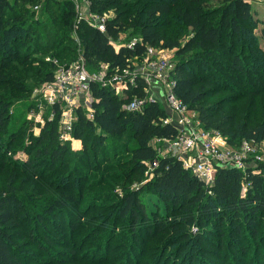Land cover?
Segmentation results:
<instances>
[{
    "label": "trees",
    "instance_id": "16d2710c",
    "mask_svg": "<svg viewBox=\"0 0 264 264\" xmlns=\"http://www.w3.org/2000/svg\"><path fill=\"white\" fill-rule=\"evenodd\" d=\"M86 1L94 14L112 11L104 24L105 34L85 21L79 23L81 54L89 72H97L99 65L106 66V75L129 68L132 60L142 59L146 46L175 50L178 59L170 71L172 91L187 113L195 114L203 129L218 131L227 145L264 140V107L255 105L264 93V58L255 60L256 50L244 54L242 48L253 16L247 1L219 0L216 7H208L206 0H145L141 6L130 0ZM34 6H38L37 11L32 9ZM172 15L190 29L183 44L160 34L159 20ZM75 20V10L67 0H0V264H210L193 253L180 254L192 248L189 245L215 243L205 234L222 239L224 224L234 239L252 245L234 248L240 264H264V246L260 248L264 244V162L250 164L245 171L218 168L212 185L205 186L173 157L157 156L152 140H172L179 131L168 121L160 104L148 100L146 84L139 77L121 96H115L108 87L90 84L93 118L77 111L72 136L80 141V149L72 159L65 158L71 153L69 143L58 138V111L53 121L40 128V136L30 149L23 152L25 158H13L18 146L22 148L27 142L18 140L24 132L19 134L17 129L25 130L28 122L24 119L17 128L9 124L12 101H23L30 92L28 86L52 79L54 65L36 60L35 53L49 51L59 61H74L75 49L66 43H73ZM127 30L138 34L133 49L122 46L114 51L109 39ZM65 51L67 55L63 56ZM44 65L47 68L43 69ZM134 99L145 100L141 111L126 108ZM250 105L256 108L248 109ZM111 139L122 143L112 146L106 160L104 156L96 160L95 154L103 153ZM42 162L45 168H39ZM99 163L110 169L123 165L122 170L111 172L114 179H121V174L130 178L143 172L145 165L152 166L150 191L155 199L146 208L137 192L125 189L122 197L113 198L114 202L110 198L112 202L100 206L97 216H89L98 206L80 208L82 191L73 187ZM20 173L30 183L29 195L19 192ZM169 213L177 218L160 223L159 217ZM97 217L101 226L111 225L109 232L95 226ZM64 218L69 224L68 239L74 245L78 233H82L80 243L87 235L85 254L70 262H61L55 255L41 262L27 254L24 263L20 262L22 254L15 241L26 239L43 251L47 245H60L62 240L47 234L43 223L58 224ZM21 223L29 230L21 231L20 236L14 231L21 229ZM120 223L123 226L117 230L119 234L114 233ZM142 224L149 227L144 228L146 236L165 237L153 243V252L146 261L131 254L140 243ZM116 237L126 245H113L111 241ZM175 246H179L176 252L167 251ZM206 251L205 255L213 256L211 249ZM69 253L71 259L73 254Z\"/></svg>",
    "mask_w": 264,
    "mask_h": 264
},
{
    "label": "rangeland",
    "instance_id": "374dc122",
    "mask_svg": "<svg viewBox=\"0 0 264 264\" xmlns=\"http://www.w3.org/2000/svg\"><path fill=\"white\" fill-rule=\"evenodd\" d=\"M130 1L132 3L137 4L138 6H141L145 0H130ZM171 1L172 3L178 2L175 0H171ZM245 1H247V3L252 8L253 16L250 22L247 24V28H246L247 30L244 33V37H243L244 41L246 42L242 45V48L244 49V54L246 53L248 54L250 52H253V50H256L255 56L253 59L259 61L261 58H264V0H245ZM206 2L208 4V7H216L220 4L219 0H206ZM79 6L80 8H85L82 4V1H80ZM107 14L112 15V11L110 10L109 12H107ZM81 21H87V20L84 18ZM79 23L80 22L76 23V29L72 33L73 43H66L71 46L70 47L71 49L73 50L75 49V54H74L75 59L74 60H77V61L80 60L79 57L81 55L80 52H81V44H82V40L79 39V35H78ZM158 25H159L160 34H163L167 39L179 41V44H183L190 35V29L184 26L180 22V20L174 15L170 16L167 19H160L158 22ZM137 38H138V34L135 30H127L126 32L120 34L116 39L113 40V45L117 46V45L129 44L134 39L137 40ZM164 53H165V56L167 57L168 64L170 66L169 70L171 71L172 70L171 68L174 67L175 62L178 59L177 52L175 50H170V51L164 50ZM52 54L53 53L49 51L43 52V53L37 52L33 56L37 58L36 60H42V61H45V59H47L48 57L52 58V60L54 59L57 65L52 67L53 71H56L58 67H69L73 64L72 63L73 61L69 63L64 62L62 60L59 61ZM62 54L63 56L67 55V51L63 52ZM142 63H143L142 60H139V61L135 59L132 60L131 67L129 68V73L138 74L137 77H140L142 72H144ZM246 63L248 65L249 61H246ZM45 68H47V66L44 65L43 69ZM103 71H104V68L102 67V65H99L97 72L102 74ZM221 72H224V71H221ZM166 74H167L166 79H161L159 82H152L151 85L149 86L147 85L146 93H147L149 100L156 101L160 104V106L163 108V110L167 114V118L170 123L172 121L173 123L179 125L177 114L171 112L170 109L168 108L166 97L170 92L172 79L170 77V72L168 73L165 72L164 75ZM45 84H46L45 82H42V83H38L35 86H28V88L30 89V92L28 93V95L23 101H20V100L12 101L13 105L10 108L11 118L9 120V124L12 123L14 124V127L17 128L18 125L24 119L28 122L25 130L24 128L17 129L19 134L24 132L22 136L20 135L18 140H22L24 143V139H27V142L23 144L22 148L18 146L17 151L15 155L13 156L14 159L18 158L21 161L25 158V155L23 152L26 149L27 150L30 149V147L34 144L33 142H35L34 140H36L38 136H40V130H41L40 128L44 126V124L49 120V111H47L45 107H41L42 102L38 101L39 95L42 96V90ZM255 105L257 107L258 106L264 107V93H261L259 95L258 99L256 100ZM255 105L253 106L255 107ZM253 106L250 105L248 109L252 108ZM32 109H34V115L33 116L28 115L30 110ZM38 116L40 117V119L41 118L43 119L41 121L42 123H37L39 121L35 120V118ZM179 118L181 119V116H179ZM121 143L122 142L118 143L117 140L115 139H111L109 140V142H106L105 151L101 154L98 151V153L95 154L96 160H98L99 158L103 156L105 157L106 154L111 152L112 146L116 147L117 145H120ZM151 144L153 148L155 149L156 155L161 156L163 148H164V145L162 144V142L158 141L157 139H153ZM234 144H235L234 146L228 145L227 148L237 154L241 151L240 149L241 141H237ZM254 147H255L257 154L260 157L259 162H264V140L258 142L257 146H254ZM69 148L71 151V153L70 152L69 153L71 155L67 154L65 158L70 156V158L72 159L73 155H76L73 153L78 152V150L80 149V146H78L76 142V143L69 144ZM27 152L28 151H26V153ZM20 157L23 159H20ZM106 159L107 158L105 157V160ZM68 162L71 163V161H68ZM39 168H45V163L42 162ZM122 169H123V165L122 166L116 165L110 169V168L105 167L104 163H99V165L95 167H91L90 171L87 174H85L84 177L78 178V180L74 183V185L77 183L73 187L74 190L78 189L77 190L78 192L82 191V194H81L82 198L80 197L78 200L80 208L84 209V208H87L88 205L92 206L93 204L94 206H98L92 209L89 216H92V215L97 216L98 209H100L99 208L100 206H102L103 204H109L112 201L114 202V200L116 199H113V198L122 197L125 192V189L137 192L138 198L144 202L146 208H148V202L151 203L152 202L151 200L155 199L154 195L150 191L151 181L154 178V173H153L154 168H152V166L145 165L143 168V172H136L134 175L130 176V178L125 179L124 175L121 174L120 175L121 179H117V178L114 179L113 176L111 175V172H115L116 170H122ZM25 179H26V176H24L23 173H20L18 184H19V187L21 186L22 190L19 192L24 195H29L31 194L32 191L30 189L29 181ZM110 198L112 201L110 200ZM27 206L29 208L30 205L27 204ZM161 207L162 206L160 203L159 210L161 209ZM164 217L165 216L159 217V222L162 224L166 222H170L173 218H177L176 215H171L170 213L168 214L167 217H165V220H163ZM66 222H67V219L64 218L58 224L43 223L44 230L47 232V234H49L53 238L62 240V243L60 245H56V244H50L49 246L47 245L44 251L40 250L38 247H35L34 245H31L29 242L26 241V239L16 240L15 244L16 246L19 247L21 254H22V258H20L21 260L20 262L24 263V258H25L24 256H26L27 254H33L37 258V260L41 262L52 260L54 255L57 256L60 261L64 260V262H70L71 260H73V258H78L80 254L81 255L85 254L86 249L88 247V242H89V239L86 240L87 235L82 238L81 243H80V238H81L82 233H78L77 241H76V244L74 245L70 241V239H68V232L66 228L69 227V224H67ZM24 224L25 223H21V229L20 230L16 229L14 231V234H18L19 232V235L21 236V233H20L21 231L28 232L29 228L27 225H24ZM94 224L95 226L96 225L101 226V220L98 219L97 217L94 220ZM143 225L144 224L141 225V228L143 231L139 233L140 243L137 244V249L132 250L131 254H132V257L135 259L143 257L142 260L146 261V260H149L148 259L149 254L153 252L152 251L153 243L165 237H161L160 235L156 237L146 236V234L144 233V228H149V227H147L148 225L147 226H143ZM122 226H123V223H120L117 226L118 228L114 229V233H117L118 229L121 230ZM222 227H223L221 229L222 234H223L222 239H220L221 237L218 235L214 236V235L205 234L204 236L208 240H211L212 242H215V243L213 244L211 243V244L204 245V246L200 244L199 245L198 244L189 245V247L192 246V248L188 249L187 247V249L181 252L180 255L181 256L186 255V254L190 255L193 253V255L197 256L198 260L200 259L204 262L205 261L209 262L210 264H223V263L230 264L231 263L230 261H233L234 262L233 264H240V261H239L240 255L237 253L236 250H234V248L240 249L241 247H244V246L248 248L247 247L248 245L249 247L252 245L249 244V241H246V240L240 241V240L234 239L233 236L230 234V232L227 233L226 224L222 225ZM111 228H112L111 225H108V224L101 226V230L104 231V233L109 232ZM189 230L195 231L193 228H189L188 231ZM242 231L246 232V229L243 228ZM36 232H39V231L36 229ZM40 237H41L40 240H42L41 235ZM98 237L99 235L96 236L95 238H98ZM84 238H85V241H84ZM111 242L113 243V245L114 244H119V246L126 245V242L124 240L119 241L118 237H116ZM219 242H221L222 244L220 245ZM262 246H264V244H262L260 248ZM178 248L179 246H175L174 248L171 247L167 249V251L169 252V250L175 249V252H176ZM206 249L207 250L211 249L213 256L208 257V255H205L207 252ZM61 251H63V253L66 252V254L59 253ZM69 252H72L73 254L71 259L69 257V254H70ZM137 252H140L141 255L137 256ZM250 252L251 251H248V255L250 254ZM112 256L113 254L111 255L110 258H112ZM79 260H83V258L79 257Z\"/></svg>",
    "mask_w": 264,
    "mask_h": 264
},
{
    "label": "built area",
    "instance_id": "2783aa9c",
    "mask_svg": "<svg viewBox=\"0 0 264 264\" xmlns=\"http://www.w3.org/2000/svg\"><path fill=\"white\" fill-rule=\"evenodd\" d=\"M67 1L72 4L76 13L74 31L76 23L85 18L86 23L105 34L104 24L111 15L92 13L86 0ZM80 1H82L85 8H80ZM32 9L37 11L38 6H34ZM109 40L114 51H118L122 46L133 49L137 41L134 39L129 44L114 46L113 40ZM79 59V61L74 60L69 67H58L54 71L51 81L45 82L42 96L39 95L38 98V101L42 102L41 107H45L49 111V122L56 118V112L58 111L59 140L62 143L67 142L69 144L77 142L78 146H80V141L72 136L73 125L78 119L77 111H82L86 118L90 120L93 118L92 103L94 98L90 84L94 83L102 87H108L115 96H121L127 87H132L135 84L138 76V74L129 73L130 67L106 75L105 65H102L104 68L102 74L99 72L91 73L85 67L82 54ZM141 60L144 72L139 78L145 82L146 87L151 85L152 82L166 79L167 74H164L170 72V66L164 50L146 46ZM45 61L54 66L57 65L52 58L48 57ZM172 86L173 82L166 100L170 111L178 116L179 125L174 123V126L178 129L179 134L172 140L157 139L164 145L161 156H170L179 161L184 170L188 171L205 186L212 185L218 168L232 167L245 171L250 164L260 161L254 147L257 144L243 140L240 145L241 151L236 154L227 148L225 138L218 131L203 129L196 115L187 113L185 106L173 93ZM144 103L145 100L134 99L126 108L141 111ZM28 115L33 116L34 109L30 110ZM179 116H181V119ZM36 118L35 120L39 121L37 123H42V118L40 119L39 116ZM171 123L173 122L171 121Z\"/></svg>",
    "mask_w": 264,
    "mask_h": 264
},
{
    "label": "crops",
    "instance_id": "0c3cea01",
    "mask_svg": "<svg viewBox=\"0 0 264 264\" xmlns=\"http://www.w3.org/2000/svg\"><path fill=\"white\" fill-rule=\"evenodd\" d=\"M173 125H174V123H173Z\"/></svg>",
    "mask_w": 264,
    "mask_h": 264
}]
</instances>
